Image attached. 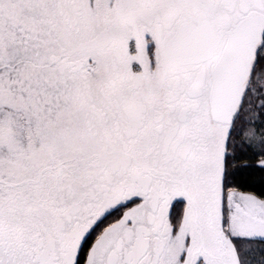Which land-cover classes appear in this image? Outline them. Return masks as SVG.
<instances>
[{
  "label": "snow or ice",
  "instance_id": "snow-or-ice-1",
  "mask_svg": "<svg viewBox=\"0 0 264 264\" xmlns=\"http://www.w3.org/2000/svg\"><path fill=\"white\" fill-rule=\"evenodd\" d=\"M264 0H0V264H264Z\"/></svg>",
  "mask_w": 264,
  "mask_h": 264
},
{
  "label": "trees",
  "instance_id": "trees-1",
  "mask_svg": "<svg viewBox=\"0 0 264 264\" xmlns=\"http://www.w3.org/2000/svg\"><path fill=\"white\" fill-rule=\"evenodd\" d=\"M247 162L252 164L253 167L243 170L242 174L238 177V182L248 191L256 193L264 192V171L256 166L257 160L253 159Z\"/></svg>",
  "mask_w": 264,
  "mask_h": 264
}]
</instances>
